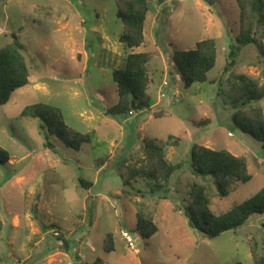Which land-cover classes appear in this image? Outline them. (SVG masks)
Returning <instances> with one entry per match:
<instances>
[{
  "label": "rangeland",
  "instance_id": "rangeland-1",
  "mask_svg": "<svg viewBox=\"0 0 264 264\" xmlns=\"http://www.w3.org/2000/svg\"><path fill=\"white\" fill-rule=\"evenodd\" d=\"M149 5L146 41L136 50L154 54L151 109L113 117L106 113L118 103L113 71L128 53L114 1L0 0V48L19 41L30 71V83L0 105V146L10 153L0 167V264H254L251 247L264 254V214L214 239L192 227L188 214L192 183L200 181L191 168L194 144L249 163L252 179L214 197L216 213L264 187V148L234 124L233 108L220 95L232 75L264 84V55L257 44L238 47L235 0ZM204 39L216 41V64L207 82L186 88L170 59ZM36 104L59 109L68 126L93 132L91 141L79 151L55 136L47 144L41 119L21 115ZM255 104L264 108V100ZM149 139L167 143L177 169L160 194L149 193L142 178L132 182L145 197L126 194L129 167L144 158ZM138 212L157 225L149 239L137 230ZM108 232L115 239L111 253L104 251Z\"/></svg>",
  "mask_w": 264,
  "mask_h": 264
},
{
  "label": "trees",
  "instance_id": "trees-1",
  "mask_svg": "<svg viewBox=\"0 0 264 264\" xmlns=\"http://www.w3.org/2000/svg\"><path fill=\"white\" fill-rule=\"evenodd\" d=\"M117 17L123 24L120 42L128 51L121 66L113 71L117 85L118 103L107 109V115L119 116L135 110L151 109L152 97L149 92L152 78L149 65L154 59L152 52H136L144 45L145 25L150 12V0H113ZM239 8V32L236 37L238 47L257 44L264 55V0H235ZM217 46L215 39H204L188 50H175L170 64L180 75L186 88L196 83L208 81V72L216 64ZM30 83V71L21 43L17 40L0 48V105L7 104L14 92ZM223 95L233 108L232 120L244 133L261 142L264 148V108L255 104L264 100V84L258 78L246 74L229 77L226 87H220ZM39 118L41 129L47 139L51 136L61 140L67 147L79 151L91 141L93 132L81 133L68 126L59 109L49 105L36 104L27 107L21 114ZM204 120L201 124H207ZM173 136H170L172 139ZM166 145L156 140H146L145 156L138 164L129 167V178L124 181V192L145 197L142 189L133 185L137 178L148 182L149 193L160 194L169 184L177 169L167 158ZM193 175L200 179L192 183L193 206L189 208L192 227L206 237L214 239L222 233L243 227L253 215L264 214V187L244 201L233 205L222 213L212 209L214 197H227L234 182L246 183L252 179L246 157L237 156L226 149H212L194 144L191 152ZM10 153L0 146V167L8 163ZM83 184L86 182L81 180ZM129 187V190H126ZM137 230L149 239L157 233V225L143 212L137 214ZM2 223L0 222V233ZM104 251H115L112 232L104 238ZM254 264H264V254L258 252L256 245L251 247ZM98 262H101L99 260ZM234 264H244L236 262Z\"/></svg>",
  "mask_w": 264,
  "mask_h": 264
},
{
  "label": "built area",
  "instance_id": "built-area-1",
  "mask_svg": "<svg viewBox=\"0 0 264 264\" xmlns=\"http://www.w3.org/2000/svg\"><path fill=\"white\" fill-rule=\"evenodd\" d=\"M165 84H167V83H165ZM123 237L126 238L128 242H133V238L131 237V235L129 234L128 231L123 232Z\"/></svg>",
  "mask_w": 264,
  "mask_h": 264
},
{
  "label": "crops",
  "instance_id": "crops-1",
  "mask_svg": "<svg viewBox=\"0 0 264 264\" xmlns=\"http://www.w3.org/2000/svg\"><path fill=\"white\" fill-rule=\"evenodd\" d=\"M136 52H138L136 49H135ZM185 264V263H184Z\"/></svg>",
  "mask_w": 264,
  "mask_h": 264
},
{
  "label": "water",
  "instance_id": "water-1",
  "mask_svg": "<svg viewBox=\"0 0 264 264\" xmlns=\"http://www.w3.org/2000/svg\"><path fill=\"white\" fill-rule=\"evenodd\" d=\"M160 2H163V0H160Z\"/></svg>",
  "mask_w": 264,
  "mask_h": 264
}]
</instances>
